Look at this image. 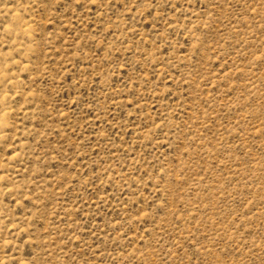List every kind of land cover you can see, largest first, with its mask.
<instances>
[{"label": "rangeland", "instance_id": "1", "mask_svg": "<svg viewBox=\"0 0 264 264\" xmlns=\"http://www.w3.org/2000/svg\"><path fill=\"white\" fill-rule=\"evenodd\" d=\"M0 264H264V0H0Z\"/></svg>", "mask_w": 264, "mask_h": 264}]
</instances>
